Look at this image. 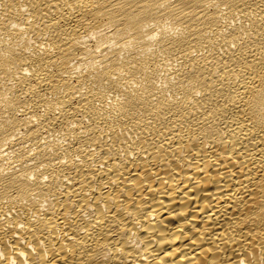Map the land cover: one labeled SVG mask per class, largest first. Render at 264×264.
<instances>
[{
	"label": "bare ground",
	"instance_id": "1",
	"mask_svg": "<svg viewBox=\"0 0 264 264\" xmlns=\"http://www.w3.org/2000/svg\"><path fill=\"white\" fill-rule=\"evenodd\" d=\"M0 264H264V0H0Z\"/></svg>",
	"mask_w": 264,
	"mask_h": 264
}]
</instances>
